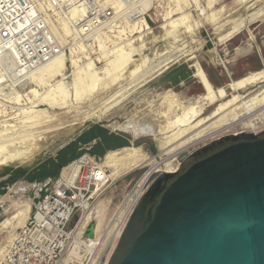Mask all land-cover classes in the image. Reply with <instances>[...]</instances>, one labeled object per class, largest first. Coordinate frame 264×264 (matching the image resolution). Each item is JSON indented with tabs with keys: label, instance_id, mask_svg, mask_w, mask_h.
Here are the masks:
<instances>
[{
	"label": "rangeland",
	"instance_id": "rangeland-1",
	"mask_svg": "<svg viewBox=\"0 0 264 264\" xmlns=\"http://www.w3.org/2000/svg\"><path fill=\"white\" fill-rule=\"evenodd\" d=\"M211 4L214 5L209 8ZM177 5L176 0H164L150 18H147L148 27L140 25L148 28L144 33L134 35L137 29L131 28L125 33L115 34V38L82 45L80 52L78 49L75 50L77 52L75 57L79 56V66H84L93 59L94 69L101 79L93 92L81 86L79 93L81 96L76 98L75 90L69 88L65 101L50 106L47 102H41V98L47 96V89L38 88L36 96L31 93L32 89H36L34 86L23 90L3 81L0 90V137H3L5 143H9L13 140L8 139L18 137L19 132L23 134L34 132L33 135H38L39 140L38 144L30 149H23L19 144L8 147L6 153L15 156L16 160L0 167V202H5V211L2 212L0 209V261L17 231L33 213V205L53 187L63 170L80 156L88 154L105 163L107 155L111 152L138 148L146 164L151 160L159 162L168 157L166 149L170 150L174 145V141H170L168 137H174L185 129L192 131L193 126L201 119L207 117L209 119L219 105L232 100L235 96L249 97L262 92L264 82L238 92L231 90L229 85L252 73L264 71V0H214L213 3L206 2L202 6L206 9L204 14L200 7L196 9L193 6L190 10L188 4H182L181 9L184 8L185 13L189 12L191 19L189 24L196 26L197 22L199 23V27L192 32L185 28L174 30L168 24L172 17L173 19L180 17L177 14L181 10H177L179 9ZM170 30H173L172 34ZM129 40L132 41L131 47L125 45ZM119 50L130 53L133 62L123 72L108 76V71L111 70L110 61L114 60ZM239 50H245L247 53L243 51V54H240ZM70 53L71 49L67 51L69 59ZM222 62L227 63V70ZM197 66L203 70L215 89L226 88L228 94L213 105H203L206 110L203 111L201 118H197L192 124L172 126L171 129L164 130L161 122L165 121V107L172 104L173 95L188 102H194L195 99L206 95L195 76ZM73 71L75 67L68 62L65 72V82L68 84H72L75 79ZM61 80L62 78H58L56 82ZM51 83L55 84V81ZM19 95L22 98L17 100L16 96ZM172 106L171 111H179L177 103H173ZM238 114L243 117L246 111L237 110L235 114L229 113L226 119L232 120ZM219 118L213 117L204 125L219 121ZM148 119H154L156 124L159 123L158 137L148 135L136 137L123 128L115 127L116 124L124 126L132 121L134 123L135 120L145 122ZM31 121L37 123H30ZM249 121L238 123L215 138H209L186 149L172 158L168 162L170 165H162L159 171L153 174L152 180L155 181L163 172L178 170L179 160L183 156L230 132L264 131V118L253 123ZM32 125H35V128H32ZM111 137L114 138L113 141L109 139ZM115 138H118V144L120 141L128 144L113 149L110 146L115 143ZM58 157L65 165L60 168L57 176L43 171L44 163L50 160L57 162ZM149 169L150 165H142L121 177H113L114 184L97 200L92 212L94 214L90 215L88 236H93L95 231L100 237V230L102 233L112 220L129 186L139 181ZM28 202L31 203L28 217L23 221L20 218L12 220L20 211V207H24ZM7 220H11V224L4 225ZM112 248L113 245L106 254L104 264H107Z\"/></svg>",
	"mask_w": 264,
	"mask_h": 264
},
{
	"label": "built area",
	"instance_id": "built-area-1",
	"mask_svg": "<svg viewBox=\"0 0 264 264\" xmlns=\"http://www.w3.org/2000/svg\"><path fill=\"white\" fill-rule=\"evenodd\" d=\"M186 1L190 10L210 2ZM163 2L0 0V75L13 73L24 78L52 62L61 51H69L68 46L75 42L81 45L103 42L135 25L148 27L147 18ZM67 29L72 36H66ZM153 174L146 179L144 175L129 186L112 220L97 239L95 231L93 236H88L87 218L97 200L114 184L112 172L92 156H80L33 205V213L17 231L0 264H104L112 246L109 244L103 253L106 239L116 238L118 233L120 238L141 198L153 184ZM4 207L5 202H0L2 212Z\"/></svg>",
	"mask_w": 264,
	"mask_h": 264
},
{
	"label": "water",
	"instance_id": "water-1",
	"mask_svg": "<svg viewBox=\"0 0 264 264\" xmlns=\"http://www.w3.org/2000/svg\"><path fill=\"white\" fill-rule=\"evenodd\" d=\"M141 198L107 264H264V131L183 156Z\"/></svg>",
	"mask_w": 264,
	"mask_h": 264
},
{
	"label": "bare ground",
	"instance_id": "bare-ground-1",
	"mask_svg": "<svg viewBox=\"0 0 264 264\" xmlns=\"http://www.w3.org/2000/svg\"><path fill=\"white\" fill-rule=\"evenodd\" d=\"M186 2H187L186 0H176V3H178V5L176 7L179 8L177 10H181L177 14V15H180V17L175 18V19H173V17H172L171 18L172 20H170V22L168 24H170L171 28H173L174 30H176V29L179 30L180 28H185L188 31L192 32L194 29L199 27V23L197 22L196 26H194L193 24L192 25L189 24L190 20H191V19H189L190 18L189 12L185 13V11H183L184 8H183V10L181 9L182 8L181 5L187 4ZM213 2H214V0H210L209 4L213 3ZM174 3H172V4H174ZM213 5L211 4L208 7L209 8L213 7ZM199 7L202 8V14H204L206 12V9L203 8L202 6H199ZM186 9H188V8H186ZM143 25H141V26H143ZM141 26L140 25L134 26V29L135 28L137 29V31L134 33V35L144 33L145 31L148 30V28L146 29L145 27H141ZM170 32L172 34L173 30H170ZM65 34H66V36H72L71 31L68 29L65 30ZM173 35H176V34H173ZM177 35H179V34H177ZM181 35H182V33H181ZM181 35L179 37H181ZM175 37L177 38L178 36H175ZM131 43H132V41L130 42V40H129V42L125 43V45H129L131 47ZM78 44H79V42H75V45L72 44L73 46L72 45L68 46L71 49L70 59L67 57V52L65 53L64 51H61L60 53H58L56 55L55 59L52 62L41 66L36 71L30 73V75H27L24 78H18L13 73H9L6 76L0 75V90L2 89L1 83H3V78L6 79V82H10V84L12 86L20 87L23 90L27 89V88H32L33 86L36 87V89L31 90V93H33V95L38 94V90H37L38 88H45L48 90V92L46 93L47 96L41 98V102L42 101L47 102V105L54 106L57 104L58 105L61 104L62 101H65V99L67 98L68 93L70 91L69 88H72L75 90L76 98L78 96H81V95H79V93H81L80 92L81 86H83L84 89L87 88V90L89 89L91 91L96 89L97 86L99 85V82L101 81V79L98 77V72H96V70L94 69V64L92 61L93 59L92 60L90 59L89 63L85 64L84 66H79V64H78L79 56L75 57V55L77 53V52H75V50L78 49L80 52V50L83 46L81 44L80 45H78ZM119 44H121V43H119ZM75 46H76V48H74ZM245 50H241V51L239 50L240 54H243V51H245ZM246 51H248V50H246ZM246 51L244 53H247ZM137 52L138 51H136V53ZM239 52H238V55H239ZM104 55H107V54H104ZM116 55L117 56H115L114 60L111 59L112 61H110L109 65L111 66V70L108 71V76H109V74L112 75V73L116 74V73L123 72L129 66V64H131L133 62V57L127 51L121 52L119 50V52ZM68 62H70L73 67H75V71H73L74 72L73 74L75 75V79H74L72 84H68L65 82V76H66L65 72L67 70ZM222 64L225 67V69L227 70V66H226L227 63L222 62ZM103 71H105V70H103ZM195 76L199 79L201 85L203 86V89L206 92V95L199 97L197 100L195 99L194 102H190V101L188 102L185 99H177L173 95V98H171L173 100V102L168 101V102H172V104L165 107L166 108V111L164 114L165 121L161 122V124H163L164 130L171 129L172 126L178 127V126H187L189 124H192L193 122H195L197 120V118H199L203 114V111L206 110V109L204 110L203 105L204 106L213 105L217 102V100L225 98L226 95L228 94L226 91L227 90L226 88L215 89L210 84V82L207 79L206 74L203 72V70L199 66H197ZM58 78H62V80L56 82V80ZM52 81H55V84H52L51 83ZM261 82H264V71L252 73L246 78H243L237 82H232L229 85V88L231 90L238 92L241 89L256 85L257 83H261ZM244 90H247V89H244ZM6 97H8V96H6ZM16 97H17V100H20V98H22L21 95L16 96ZM13 99H15V98L13 97ZM9 103H11V102L9 101ZM173 103H177V105H179V107H180L179 111L180 112L179 111L178 112L177 111L176 112L171 111V110H173V106H172ZM182 108H183V111H181ZM167 110H168V114H167ZM237 110L246 111V115L241 117V115L238 114V115H235L232 120L229 119V121H228L226 119V118H228L227 117L228 114L229 113L235 114ZM228 111H229V113H227ZM258 113H261V114L259 115ZM209 117H210L209 119H211L213 117L214 118L220 117V118H219V121L213 120L214 122H211L207 126L204 124H206L209 121V119H207L208 117L206 119H201V121H199L195 126H193L194 129L192 131H189L190 129H185V130L179 132L178 134H176L174 137H172V136L168 137L167 139H169L170 141H174V145H173V147L170 148V150L166 149L167 153H166V151H165V153L168 154V157H166L165 159H163L159 162H155V161L151 160V162H149V163L147 162L148 164H146L144 156L141 153V150L138 148L137 149H135V148L131 149L130 148V149H123V150H119V151L109 153L106 157V162L103 164L105 166H108L111 169L112 178L113 177L114 178L115 177H121L125 174H128L131 171L135 170L136 168L141 167L142 165H145V166L150 165L151 169H149V171L144 176L146 179L147 177L151 176L153 173L158 172L159 168H161L162 165H165V164H167V166L170 165V163H168V162L172 158H174L175 156H178L179 154H181L186 149H188V148H190V147H192V146H194L200 142H204V141L208 140L209 138H212V137L215 138L216 135L222 134V132L227 131L228 129L232 128L234 125L241 123L245 120H247V121L250 120L249 122L253 123L256 120L263 119L264 118V89L262 90V92L254 93L249 97H242L240 95L235 96L234 98H232V100L219 105L218 108L215 109V111ZM33 119H31V120H33ZM156 120H157V117H156ZM156 120H154V119L149 120L148 119V120H145V122H139V121L136 122V120H135L136 123L135 122L132 123L133 122L132 121L130 123H127L126 125L124 124V126L116 124L115 127L123 128V129L127 130L128 132L133 133V135L136 137L144 136V135L158 137V135H159V133H158L159 123L156 124L154 122ZM30 123H37V121H31ZM200 127H202V128H200ZM32 128H35V125H32ZM20 133L21 132H19V136L16 138H9L8 140H13V141H10L9 143H5L3 141V137H0V167L8 165L9 163H13L16 160L15 156H13L12 154L6 153L8 147L19 144L20 147H22L23 149H30V148H32L38 144L39 136L33 135L34 132H32V133L26 132L24 134L23 133L20 134ZM13 137H15V136H13ZM169 145H171V144H169ZM169 172H174V171H169ZM30 211H31V203L28 202L24 207L23 206L20 207V211L18 212V214L16 216H14L12 218V220L20 218V220L23 221L28 217ZM100 212H101V210H100ZM92 214H94V213H92ZM90 215H88L87 220H89L90 217L92 216V215L91 216ZM89 221H91V220H89ZM9 224H11V220H7L4 223V225H9ZM101 231L102 230H100V232H99L100 235H101ZM117 235H116L117 236L116 238L112 237V238L106 239V241L104 243V248H106L109 244H111V245H113V248H112V251H113L115 249V247L117 246L118 241H119L118 238H119L120 234L118 233ZM98 238L99 237L97 235V239ZM107 249L108 248L103 249V253H105L107 251ZM112 251L109 253L108 258H110V256L112 255ZM97 261L99 262V259H97L96 262Z\"/></svg>",
	"mask_w": 264,
	"mask_h": 264
},
{
	"label": "trees",
	"instance_id": "trees-1",
	"mask_svg": "<svg viewBox=\"0 0 264 264\" xmlns=\"http://www.w3.org/2000/svg\"><path fill=\"white\" fill-rule=\"evenodd\" d=\"M103 132L106 134V132L104 130H103ZM109 139L111 141L114 140L113 137H111ZM117 140H118V138H115V143L110 146L111 148L116 149V148L122 147L123 145L128 144V142H125V141L123 143L120 141V144H118ZM58 160H59V157H58ZM58 160H57V162H55V160H50V161H47L46 163H44L42 165L43 171H48L47 173L49 175L56 174L55 176H57V173L60 170V168L65 165V163H62L61 160H59V161Z\"/></svg>",
	"mask_w": 264,
	"mask_h": 264
}]
</instances>
